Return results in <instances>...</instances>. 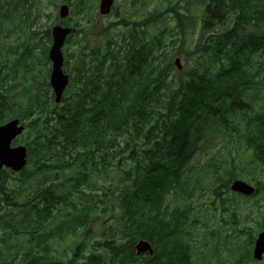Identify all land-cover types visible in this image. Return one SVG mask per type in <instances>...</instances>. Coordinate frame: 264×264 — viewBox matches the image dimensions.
<instances>
[{
  "label": "trees",
  "instance_id": "trees-1",
  "mask_svg": "<svg viewBox=\"0 0 264 264\" xmlns=\"http://www.w3.org/2000/svg\"><path fill=\"white\" fill-rule=\"evenodd\" d=\"M40 1L0 0V125L19 119L25 131L13 143L27 149L20 171L0 170V264H203L192 207L174 200L192 184L200 144L241 118L248 160L219 146L205 164L227 192L234 179L264 191V104H256L264 0H167L105 25H97L96 0H51L69 6L63 23L74 29L62 49L69 81L58 103L48 79L51 25L34 31ZM168 17L184 38L196 33L192 49L174 40L198 55L188 69L176 70L173 50L160 52L164 32L156 29ZM60 21L56 14L51 24ZM141 238L152 256L135 254ZM62 242L68 252L58 250ZM252 260L247 248L229 264Z\"/></svg>",
  "mask_w": 264,
  "mask_h": 264
},
{
  "label": "rangeland",
  "instance_id": "rangeland-1",
  "mask_svg": "<svg viewBox=\"0 0 264 264\" xmlns=\"http://www.w3.org/2000/svg\"><path fill=\"white\" fill-rule=\"evenodd\" d=\"M96 3L98 4V0H96ZM166 3L167 0H113L112 11L109 14L100 15L97 10V25H105L108 21L118 20L121 17L138 19L153 11L157 6H164ZM40 7V18L34 30H38V32L51 25L58 11V7L55 8L51 0H41ZM198 10L199 6L195 8V12ZM195 24L196 26L200 24L199 19H196ZM158 26L160 27L156 29L155 26V29H161L164 32V46L160 49V52H166L165 54H168L171 50H173V53L176 52L177 54L173 56L172 60L177 59L176 62L181 70L188 69L189 66H194L199 61L197 59L198 55H186L182 52L179 41H174L176 37H180L185 42L182 47L192 49L196 44V33H193L192 36L185 35L184 38L175 28V21L169 17L159 22ZM190 28V30H193L192 27ZM37 34L39 38L40 33ZM162 55L164 56V54ZM41 66L43 69L47 68L42 61ZM257 99L256 104H264V91ZM242 130L243 120L238 117L234 120V124L215 129L205 143L200 144V149L195 153L190 164L192 166L191 171H193L189 174L192 184H190L187 194H182L174 199L176 203L186 202L192 207L190 217L193 225L190 230L195 246V258L199 263L217 264V262H222L229 264L235 262L245 253L247 248L253 250L254 242L261 231L262 225L258 227V222L264 215V191L260 189L257 192L259 197L233 195L231 191L227 192L221 185L220 176L217 177L214 174L213 167L205 164L219 146H221L220 154L223 156L232 153L246 162L248 160L246 149L248 148L239 140ZM21 144L23 143L21 142ZM212 160L216 161L217 158ZM261 177L264 178V174ZM243 180L248 182L247 179ZM262 187H264V181ZM223 198L226 199L225 201L228 204L225 208L222 207ZM102 221L101 218L94 225V235L96 236H102ZM250 235L254 236L251 245L249 242ZM58 250L68 252L67 244L60 243ZM263 263L264 252L260 260L251 261L249 264ZM244 264H246L245 261Z\"/></svg>",
  "mask_w": 264,
  "mask_h": 264
},
{
  "label": "water",
  "instance_id": "water-1",
  "mask_svg": "<svg viewBox=\"0 0 264 264\" xmlns=\"http://www.w3.org/2000/svg\"><path fill=\"white\" fill-rule=\"evenodd\" d=\"M113 0H99V13H109ZM68 6L63 3L58 9V16L64 19L68 14ZM71 32V28L56 24L51 28L52 43L48 50V57L51 61V71L49 83L54 93L55 102H59L63 89L68 82V76L62 70L63 57L61 48L66 36ZM177 61V60H176ZM180 68V66H178ZM24 129L18 119H12L0 125V169L2 167L10 168L13 171L21 170L26 164V148L22 145L11 146V141L19 135ZM264 147V139L262 142ZM230 189L243 195H250L255 188L251 184L236 179L233 180ZM134 250L136 255L147 252L153 254L152 245L146 239H139ZM264 252V225L258 233L253 246V258L261 259Z\"/></svg>",
  "mask_w": 264,
  "mask_h": 264
}]
</instances>
